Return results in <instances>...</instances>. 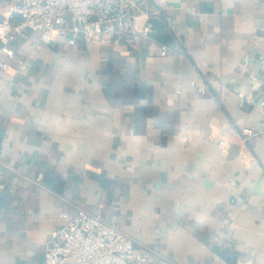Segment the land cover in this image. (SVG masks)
Listing matches in <instances>:
<instances>
[{
	"label": "crops",
	"instance_id": "obj_1",
	"mask_svg": "<svg viewBox=\"0 0 264 264\" xmlns=\"http://www.w3.org/2000/svg\"><path fill=\"white\" fill-rule=\"evenodd\" d=\"M141 1L165 27L135 48L11 30L0 264H43L78 207L129 234L141 264H264V138L237 134L264 118V0Z\"/></svg>",
	"mask_w": 264,
	"mask_h": 264
},
{
	"label": "built area",
	"instance_id": "obj_2",
	"mask_svg": "<svg viewBox=\"0 0 264 264\" xmlns=\"http://www.w3.org/2000/svg\"><path fill=\"white\" fill-rule=\"evenodd\" d=\"M141 0H18L8 6L0 19V69L9 71L13 56L10 32L31 28L49 41L55 32L73 43L81 37L86 44L98 42L104 46L137 47L152 33L146 18L155 15L142 10ZM140 12L145 16L139 22ZM22 20L15 21V14ZM171 51L167 45L154 43L152 52L163 56ZM264 106V102L259 104ZM237 134L244 140L252 136L264 138V118L259 128L241 127ZM3 154H0V158ZM4 184L0 178V188ZM62 225L43 246V264H141L143 249L134 239L116 225L104 220L86 208L60 215Z\"/></svg>",
	"mask_w": 264,
	"mask_h": 264
},
{
	"label": "water",
	"instance_id": "obj_3",
	"mask_svg": "<svg viewBox=\"0 0 264 264\" xmlns=\"http://www.w3.org/2000/svg\"><path fill=\"white\" fill-rule=\"evenodd\" d=\"M15 16L20 17L22 20V17L20 14L16 13ZM147 22L150 24L151 29H152L151 35H153L157 39H160L161 36L159 33L161 30L164 29L165 22L163 20L159 19L158 17L153 16V15L148 17Z\"/></svg>",
	"mask_w": 264,
	"mask_h": 264
}]
</instances>
